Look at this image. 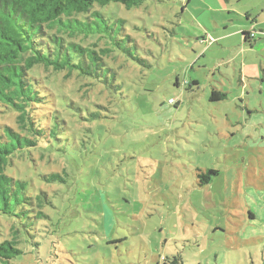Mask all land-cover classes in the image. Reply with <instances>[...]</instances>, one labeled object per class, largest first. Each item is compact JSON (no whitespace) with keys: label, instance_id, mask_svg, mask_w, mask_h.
<instances>
[{"label":"rangeland","instance_id":"374dc122","mask_svg":"<svg viewBox=\"0 0 264 264\" xmlns=\"http://www.w3.org/2000/svg\"><path fill=\"white\" fill-rule=\"evenodd\" d=\"M228 1L145 0L103 9L116 11L111 22H124L118 25L134 40L126 45L144 63L120 56L134 66L132 81L115 112L86 124L80 143L25 157L29 194L45 206L25 227L0 221L3 233L14 225L7 239L17 237L22 251L7 264H163L174 257L183 264H264L262 72L240 83V68L253 56L237 57L202 36L205 28L227 30L241 20L222 7L258 2ZM64 85L66 93L74 89L73 80ZM222 86L228 98L215 105L212 90ZM210 170L218 176L206 182ZM54 173L64 180H43ZM12 175L22 179L18 169ZM37 211L43 216L33 218Z\"/></svg>","mask_w":264,"mask_h":264},{"label":"trees","instance_id":"16d2710c","mask_svg":"<svg viewBox=\"0 0 264 264\" xmlns=\"http://www.w3.org/2000/svg\"><path fill=\"white\" fill-rule=\"evenodd\" d=\"M144 2L0 0V221L25 227L32 212L45 206L40 196L29 194L31 182L21 171L27 155L40 153L43 158L45 152L58 151V144L71 147L73 141H80L89 121H100L102 111L115 112L120 106L118 99L125 96L124 87L130 84L127 79L132 81L134 74V66L124 64L120 56L125 53L144 62L126 45L134 40L118 25L124 22H111L109 15L116 11L107 14L103 9L112 4L132 9ZM252 35L256 37L253 32L243 34L244 42L251 46ZM42 69L48 72L47 77L42 78ZM70 80L74 89L66 93L64 84ZM192 85L199 87L200 83L195 80ZM228 94L226 88H213L211 102L224 101ZM11 113L13 123H2L3 115ZM81 122L85 123L82 128ZM86 130L93 131L90 127ZM17 169L22 179L12 175ZM212 176L218 172L210 170L206 182ZM42 178L49 183L64 180L60 173ZM36 213L33 218L43 216ZM13 226L10 224L8 233L0 232L4 237L0 264L22 254L17 237L7 239ZM163 264L183 263L174 257L163 259Z\"/></svg>","mask_w":264,"mask_h":264},{"label":"crops","instance_id":"0c3cea01","mask_svg":"<svg viewBox=\"0 0 264 264\" xmlns=\"http://www.w3.org/2000/svg\"><path fill=\"white\" fill-rule=\"evenodd\" d=\"M227 1L228 0H222L224 4H227ZM254 6L250 7V5H247L246 9H239V7L237 9H234L236 8L234 6L222 7L221 11H228V8H230L229 13L236 14L237 17L241 18V20H234L237 21V24L229 26L227 30L205 28L207 33L202 35L206 39L211 36L216 40V42H220L222 44V48L231 52L234 51V53L237 52V57H239V55L253 56V58H251L249 62H247V60L245 59L247 63L243 62L240 68V83H242L243 80L247 79L249 76L251 78L255 77V79L257 80L261 72V79H263L264 82V0H258V2L254 4ZM216 26L222 27L219 22H216ZM245 32H253L256 34V37L252 42V46L251 44L244 42L243 34ZM234 39H238L236 44L228 43V40ZM249 53H251L252 55H250ZM234 61L231 60L230 62L233 63ZM210 72H213L214 74L216 73L215 70ZM221 88L225 87L222 86ZM263 88L264 84L262 85V89Z\"/></svg>","mask_w":264,"mask_h":264},{"label":"built area","instance_id":"2783aa9c","mask_svg":"<svg viewBox=\"0 0 264 264\" xmlns=\"http://www.w3.org/2000/svg\"><path fill=\"white\" fill-rule=\"evenodd\" d=\"M252 37H255L254 35H252Z\"/></svg>","mask_w":264,"mask_h":264}]
</instances>
